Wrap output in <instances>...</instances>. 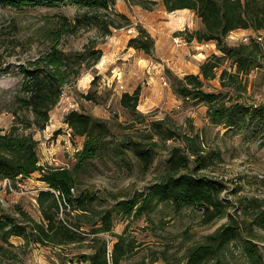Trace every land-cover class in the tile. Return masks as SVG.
<instances>
[{"label":"rangeland","instance_id":"rangeland-1","mask_svg":"<svg viewBox=\"0 0 264 264\" xmlns=\"http://www.w3.org/2000/svg\"><path fill=\"white\" fill-rule=\"evenodd\" d=\"M123 1L155 20L160 21L165 16L161 0ZM141 4L149 9H144ZM57 14L71 19L75 9L72 5L37 6L19 11L0 7L1 133L13 125L14 113L19 116L26 114L20 109L22 75L19 69L44 50V30L53 26ZM135 25L132 23L122 28L120 33L127 36L125 30ZM240 32L234 39L226 38L228 46L243 43L244 37L249 41L264 36V31ZM108 37H102L95 29L83 27L75 34L65 36L59 48L70 57L76 53L86 54L85 50L92 47L105 49ZM181 37L184 39L185 36ZM141 54L148 64H130L139 69L137 77L126 76L127 68L123 70L122 67L128 64L103 66L100 58L98 64L89 69L83 68L75 81L63 87L59 102L50 112L46 130L27 131L33 132L37 141L38 166L71 169L75 165L76 152L81 148L83 139L72 141L67 138L63 122L69 111H83L105 123L108 135L104 147L109 153L98 152L95 158L82 166L76 176L73 194L77 198L90 196L92 201L89 206L97 212L111 211L113 233L121 235L125 248L129 249L120 264H186L190 249L202 243L217 228L225 226L230 217L241 227L242 237L257 247L264 261V231L254 227L252 233L246 231L253 215L264 210V131L256 134L233 133L226 127L211 124L205 105L192 99H181L172 90L175 80L187 74L197 75L198 64H188L183 74L175 72L170 66L159 67L156 64L159 60L153 55L154 48L151 55ZM256 65L248 75H240L233 88L224 89L218 79L220 71L234 72L230 61L225 60L216 71L215 79L202 82V91L220 92L226 99L245 106L264 105V55ZM146 66L151 67L149 72ZM156 70L160 73L156 74ZM117 73L120 77H114ZM160 77L165 80L166 86L162 85ZM137 87L141 96L137 115L132 116L121 107L120 96L125 90L132 93ZM85 96H91V99ZM156 124H160V132ZM15 126L21 128L22 125L17 123ZM128 142H141L142 147L149 150L151 164L147 168L125 150L124 144ZM175 150L182 155L185 173L224 186L219 194V200L225 206L224 217L209 221L197 206L177 210L169 203L154 206L147 215L123 217L118 204L123 200L140 201L141 195L144 196L168 172V160ZM114 151L120 152V155L116 156ZM39 176V172H34L29 178L11 182L10 188L0 186V214L11 216L23 226L29 222L41 223L36 195L48 188ZM75 214L62 208L57 219L66 224L75 223ZM243 220L247 224L241 223ZM89 230L86 224L81 228L83 232ZM103 237L108 242V252H111L116 238L110 235ZM90 245L88 240L56 246L33 243L31 239L26 241L17 236H11L5 242L0 237V264H83L78 257L89 254ZM224 264H247L238 242L233 241L229 245Z\"/></svg>","mask_w":264,"mask_h":264},{"label":"trees","instance_id":"trees-1","mask_svg":"<svg viewBox=\"0 0 264 264\" xmlns=\"http://www.w3.org/2000/svg\"><path fill=\"white\" fill-rule=\"evenodd\" d=\"M116 1L0 0V7L15 11L37 6L72 5L75 9L71 19L63 14L56 15L53 26L44 30V50L28 64L20 67L22 97L19 102L20 109L26 114L22 112L19 116L14 113L13 125L8 131H0V180L8 179L15 183L29 178L34 172H39V180L48 188L38 191L36 195L41 223L29 222L27 226H23L17 224L11 216L0 214V237L5 242L11 236L56 246L88 240L91 243V252L78 257L83 264H120L129 250L125 248L123 237L113 233L111 211L97 212L89 206L92 201L90 196L77 198L73 194L76 176L82 166L95 158L98 152L109 153L105 152L104 147L108 135L105 123L78 110L69 111L64 116L63 123L71 131L70 140L83 139L81 148L76 152V163L71 169L39 167L37 141L33 138V132H27L31 129L42 131L47 127L50 112L59 102L63 87L75 81L83 68L89 69L98 64L102 56L100 49L92 47L85 50L86 54L76 53L70 57L59 48L62 39L75 34L83 27L95 29L105 37L111 35L113 29L132 25L127 16L116 11ZM161 3L168 13L190 9L200 21L199 29L191 32L184 29L174 33V37L185 36L186 42H213L220 54L208 56L199 65L197 75L187 74L175 80L172 85L173 92L181 99H192L205 105L208 119L215 126L226 127L233 133L263 132L264 105L245 106L238 101L226 99L220 92H204L202 82L215 79L216 71L222 67L225 60L230 61L234 72L229 73L225 69L220 71L218 79L224 89L233 88L240 75H248L257 67L258 59L264 55V36L236 46H228L226 38L238 29L264 31V0H161ZM141 6L146 8L144 4ZM134 28L138 34L129 38L126 47L151 55L154 48L152 37L140 25L137 24ZM139 95L140 89L137 87L132 93L123 92L120 96L121 107L132 116L137 115ZM85 98L91 99V96ZM228 101L230 104H227ZM17 123L22 125L21 128H16ZM156 125L160 132V124ZM124 148L131 152L144 168L151 164V154L148 149L142 147L141 142L125 143ZM114 154L117 156L120 152L114 151ZM168 162V172L153 184L144 196L141 195L140 201L123 200L118 204L123 217L150 214L154 206L162 203H169L177 210L185 206H197L209 221L224 217L225 206H222L219 200L224 186L185 173L183 168L186 166L182 164V155L176 150L171 153ZM62 208L76 213L75 223L66 224L57 219ZM241 223L247 224L244 220ZM84 224L90 227L88 232L81 231ZM247 226L246 231L249 233L254 231L253 227L264 231V210L253 215ZM239 229V224L230 217L225 226L217 228L206 236L202 243L190 249L186 264H224L227 260V249L233 241L240 244L247 264H264L257 247L249 239L242 237ZM104 235L116 238L111 252H108V242Z\"/></svg>","mask_w":264,"mask_h":264},{"label":"crops","instance_id":"crops-1","mask_svg":"<svg viewBox=\"0 0 264 264\" xmlns=\"http://www.w3.org/2000/svg\"><path fill=\"white\" fill-rule=\"evenodd\" d=\"M124 3L123 0H117L115 4L116 11L124 14L133 24H139L149 33L154 41L153 55L159 60V62L156 63L159 67L163 68V65H166L170 66L175 72L183 73L188 64H198L196 70H199V65L202 64L208 56L211 54L217 55L213 42L198 43L192 40L186 44H178L173 41L174 38L178 37H174L173 33L184 29L191 32L201 27L199 19L190 9L176 10L170 13L164 11L163 14L165 16H162L159 21L152 18L148 13H143L140 10L134 9L131 5L129 6ZM120 31L122 30L113 29L111 35H109L106 43L107 47L105 49L101 48L102 60L100 62L103 66L107 65L110 67L111 64H128L122 67L123 70H125V68L128 70H125L127 72L126 76H128V78L135 75L139 76V69H135V66L130 64H141L143 62V65H146V63L148 64V60L142 56L141 52L126 47L128 36L120 33ZM240 31L244 30L239 29L231 32L227 38L234 39ZM150 70L151 67H148L147 71L149 72ZM159 73L160 70H156V74ZM117 75L120 77L119 73L114 74V77ZM124 92L130 93V90H125Z\"/></svg>","mask_w":264,"mask_h":264},{"label":"built area","instance_id":"built-area-1","mask_svg":"<svg viewBox=\"0 0 264 264\" xmlns=\"http://www.w3.org/2000/svg\"><path fill=\"white\" fill-rule=\"evenodd\" d=\"M125 34H127L128 37L133 38V37L137 36L138 33H137V30L135 28L129 27L125 30ZM242 39H243L242 40L243 42H246L248 40L246 37H244ZM258 40H260V38H258ZM173 41L175 43L186 44V42L184 41V39L181 36L174 38ZM160 79L162 81V85L166 86L167 84H166L165 80L162 77H160ZM118 87H119V89H122L121 85H119ZM65 135L67 136V138H69V139L71 138V131L67 126H66V130H65ZM53 162H55V161L53 160ZM0 186H2V187L7 186L8 188H10L11 181L8 179L0 180Z\"/></svg>","mask_w":264,"mask_h":264}]
</instances>
